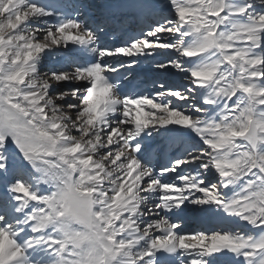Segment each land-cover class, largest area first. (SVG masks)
<instances>
[{"label": "snow or ice", "instance_id": "obj_1", "mask_svg": "<svg viewBox=\"0 0 264 264\" xmlns=\"http://www.w3.org/2000/svg\"><path fill=\"white\" fill-rule=\"evenodd\" d=\"M0 188V264H264V0H0Z\"/></svg>", "mask_w": 264, "mask_h": 264}, {"label": "rangeland", "instance_id": "obj_2", "mask_svg": "<svg viewBox=\"0 0 264 264\" xmlns=\"http://www.w3.org/2000/svg\"><path fill=\"white\" fill-rule=\"evenodd\" d=\"M103 42V41H102ZM160 57H162V58H164V59H167L168 57L167 56H160ZM115 59H117V58H115V57H113L112 59L110 58V60H115ZM55 63V61H50L49 62V64H48V67H52L53 66V64ZM140 66H142V65H140ZM144 66V65H143ZM150 67V66H149ZM148 67V68H149ZM142 68L143 67H139L138 69H137V71H140V70H142ZM148 68H144L143 70H145V69H148ZM163 71H166L167 73H168V75H165L166 77H169V79L168 78H166L167 80H170L171 78H172V76H179V80H180V74H178V73H169L168 72V70H163ZM180 82V81H179ZM178 82V83H179ZM159 162V161H158ZM160 163V162H159ZM171 175V176H170ZM170 177H172V174H169V175H167L166 177H165V179H167V180H169V178ZM241 230H244V229H241ZM244 231H247V230H244Z\"/></svg>", "mask_w": 264, "mask_h": 264}, {"label": "bare ground", "instance_id": "obj_3", "mask_svg": "<svg viewBox=\"0 0 264 264\" xmlns=\"http://www.w3.org/2000/svg\"><path fill=\"white\" fill-rule=\"evenodd\" d=\"M164 2H166V0H164ZM106 37V36H105ZM108 37V36H107ZM104 41V40H103ZM102 43H104V42H102ZM110 43V42H109ZM106 59H108V58H106ZM139 67H143L142 68V70L144 69V66L142 65V66H138V68ZM137 71V70H136ZM166 75H168V73L166 74ZM166 78H168L169 79V77H166ZM165 159H164V157H161V158H159V162L160 161H164ZM171 176V175H170ZM172 176H173V174H172ZM195 222H197L196 220H193V222H191V223H187V225H188V227H187V229L186 230H188V231H192V230H195V227H193V226H195ZM233 227H236V228H239V229H244V230H246L247 228H245V226L243 225V224H240V225H233ZM250 227V226H249Z\"/></svg>", "mask_w": 264, "mask_h": 264}]
</instances>
